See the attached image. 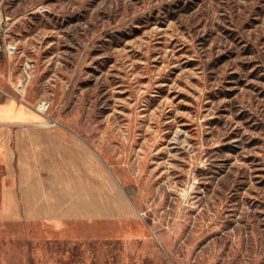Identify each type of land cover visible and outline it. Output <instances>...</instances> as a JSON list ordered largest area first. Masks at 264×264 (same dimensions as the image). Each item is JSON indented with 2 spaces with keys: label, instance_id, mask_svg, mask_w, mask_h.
<instances>
[{
  "label": "rangeland",
  "instance_id": "374dc122",
  "mask_svg": "<svg viewBox=\"0 0 264 264\" xmlns=\"http://www.w3.org/2000/svg\"><path fill=\"white\" fill-rule=\"evenodd\" d=\"M12 97L87 139L129 205L0 221V264H264V0H0Z\"/></svg>",
  "mask_w": 264,
  "mask_h": 264
},
{
  "label": "crops",
  "instance_id": "0c3cea01",
  "mask_svg": "<svg viewBox=\"0 0 264 264\" xmlns=\"http://www.w3.org/2000/svg\"><path fill=\"white\" fill-rule=\"evenodd\" d=\"M46 120L28 102L0 99V221L108 219L127 209L96 148Z\"/></svg>",
  "mask_w": 264,
  "mask_h": 264
},
{
  "label": "built area",
  "instance_id": "2783aa9c",
  "mask_svg": "<svg viewBox=\"0 0 264 264\" xmlns=\"http://www.w3.org/2000/svg\"><path fill=\"white\" fill-rule=\"evenodd\" d=\"M28 69H29V67H26V68H25V73H26V75H29V70H28ZM16 89H17L16 91H17L19 94L22 95V94L24 93V89H25V87H24V83L21 82V83L19 84V87H17ZM43 103H45V102H43ZM39 105H41V104H39ZM39 105H38V106H39ZM44 105H45V106H44V110H45V109L49 106V104L46 103V104H44ZM50 122H51L52 124H58V122H57L56 120H52V121H50Z\"/></svg>",
  "mask_w": 264,
  "mask_h": 264
}]
</instances>
